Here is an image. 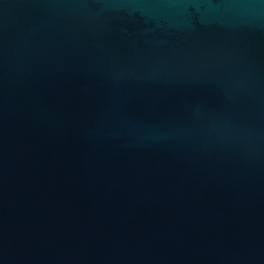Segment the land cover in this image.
Wrapping results in <instances>:
<instances>
[{
    "label": "water",
    "instance_id": "95a60500",
    "mask_svg": "<svg viewBox=\"0 0 264 264\" xmlns=\"http://www.w3.org/2000/svg\"><path fill=\"white\" fill-rule=\"evenodd\" d=\"M0 264H264V0H0Z\"/></svg>",
    "mask_w": 264,
    "mask_h": 264
}]
</instances>
